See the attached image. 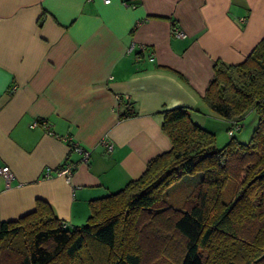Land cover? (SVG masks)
I'll use <instances>...</instances> for the list:
<instances>
[{"label": "crops", "instance_id": "0c3cea01", "mask_svg": "<svg viewBox=\"0 0 264 264\" xmlns=\"http://www.w3.org/2000/svg\"><path fill=\"white\" fill-rule=\"evenodd\" d=\"M263 35L264 0H0V166L14 173L0 175V221L40 198L65 226L84 224L91 199L170 148L163 108L188 107L214 133L229 124L202 100L214 61L241 62ZM121 101L136 114L120 118ZM66 160L69 180L55 171ZM201 177L167 187V203L182 207Z\"/></svg>", "mask_w": 264, "mask_h": 264}, {"label": "trees", "instance_id": "16d2710c", "mask_svg": "<svg viewBox=\"0 0 264 264\" xmlns=\"http://www.w3.org/2000/svg\"><path fill=\"white\" fill-rule=\"evenodd\" d=\"M202 100L229 121L224 145L188 107L161 109L169 149L121 189L91 199L80 226H65L40 198L32 211L0 221V264H264V35L241 62L214 61ZM120 103V118L136 114ZM251 110L256 127L240 142L233 129ZM198 171L184 205L168 204L165 189Z\"/></svg>", "mask_w": 264, "mask_h": 264}, {"label": "built area", "instance_id": "2783aa9c", "mask_svg": "<svg viewBox=\"0 0 264 264\" xmlns=\"http://www.w3.org/2000/svg\"><path fill=\"white\" fill-rule=\"evenodd\" d=\"M105 3H109L110 0H103ZM172 32L175 36L177 37H184L185 33L182 29L178 28V27H173L172 28ZM15 87H13L14 89ZM38 123V121L33 120L31 121V123L29 124L30 126H35ZM229 135L232 134V129L228 130ZM103 144L106 146L107 150H111L112 149V142L108 141V140H104ZM71 149L78 152L81 155V162H87L89 159V154L90 151L84 147H82L81 145L77 144V143H72L71 144ZM76 164H72L70 161L66 160L64 161L58 168H56V172L59 174H62L66 180H69L72 176V173L74 172ZM0 175L5 179L6 185H9L14 173L12 171V169L9 167V165L4 164L2 166H0Z\"/></svg>", "mask_w": 264, "mask_h": 264}, {"label": "rangeland", "instance_id": "374dc122", "mask_svg": "<svg viewBox=\"0 0 264 264\" xmlns=\"http://www.w3.org/2000/svg\"><path fill=\"white\" fill-rule=\"evenodd\" d=\"M243 125L240 129H233L234 137L240 142H247L250 139V136L256 127L257 124V115L256 113L251 110L249 111L242 119ZM229 124L226 126L220 125L215 130V138L216 143L218 146L224 145L229 140V133H228ZM158 259V258H156ZM153 264H168V260L165 259H158ZM171 264V263H169Z\"/></svg>", "mask_w": 264, "mask_h": 264}]
</instances>
